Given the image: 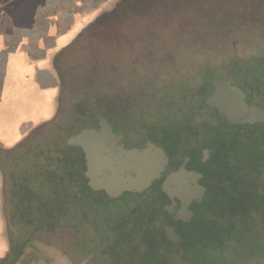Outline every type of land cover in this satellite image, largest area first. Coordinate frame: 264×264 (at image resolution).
Listing matches in <instances>:
<instances>
[{"label": "flooded vegetation", "instance_id": "flooded-vegetation-1", "mask_svg": "<svg viewBox=\"0 0 264 264\" xmlns=\"http://www.w3.org/2000/svg\"><path fill=\"white\" fill-rule=\"evenodd\" d=\"M79 3L80 7L86 4L83 0ZM56 57L51 63L58 70L61 63ZM191 76L174 70L167 79L158 77L167 87L163 91L140 84L126 105L109 102L106 111L94 114L75 110V115L62 124L54 122L60 104L57 86L54 115L47 122L34 123L9 147L0 141L3 214L9 210L10 217L12 211L19 210L14 199L22 191L33 194L35 184L49 185L47 178L42 180V175L49 174L45 170L48 165L57 179L61 174L53 183L58 187L59 203L53 207L57 210L37 227L31 226L34 213H21L24 223L20 224V235L43 236L46 240V236L59 234L67 243L74 239L85 253L100 252L106 257L117 251L116 264H171L170 255L180 251L181 260L196 264L187 253V240L200 228L207 233H223L226 221L241 218L242 211L249 209L250 215L256 214L258 205H264V86L252 83L255 77L251 70L220 64ZM229 80L226 96L236 99L237 90L244 95L246 105L236 121L207 103L215 94L212 83ZM42 125L54 127L47 130L45 139L35 136ZM84 130L95 132L89 144L107 161L108 168L102 173L110 176L114 172L133 183L149 167L153 173L147 187L116 197L95 189L87 176L88 142L71 143ZM28 140L34 142L22 147ZM24 155H28V163L22 161ZM44 203L39 201V206ZM221 205L239 208L222 212L216 218L222 222L216 224L213 217ZM28 242L17 241L9 248L11 252L15 245L23 246L16 264ZM139 246L146 250L140 258Z\"/></svg>", "mask_w": 264, "mask_h": 264}, {"label": "rangeland", "instance_id": "rangeland-1", "mask_svg": "<svg viewBox=\"0 0 264 264\" xmlns=\"http://www.w3.org/2000/svg\"><path fill=\"white\" fill-rule=\"evenodd\" d=\"M83 1L86 2L80 8L83 17L79 18L78 26L70 28L66 36L75 33L58 51L56 57V62H60L61 65L59 64L60 68L57 70L60 104L55 123L66 122L75 115V110H79L82 114H94L106 111L109 102L124 106L129 98L139 90L140 84L146 89L154 85L155 90L163 91L167 87L162 86L158 77L162 75L167 79L174 70H182L188 78H192L191 74L200 73V70L205 71L208 65L205 61L206 52H208L206 43L208 44L211 40L216 41L220 36L221 28H225L223 20L240 18L241 11L249 6L248 1L252 2L254 8L264 6V0ZM93 6H97L96 10L89 13ZM4 11L5 9H0V17ZM238 38V36L229 34L226 36L227 45L224 47L227 49L230 43L237 41ZM189 70L192 71L188 73ZM259 72L263 71L255 73L256 81L260 75ZM19 84L21 86L16 89L18 92L15 95L12 94L14 101H11V105L5 106L1 112L0 129L11 128L14 124L18 125L19 114H15L18 111L38 108L36 103L39 98L34 90L32 91L28 85L23 86L25 84L23 82ZM43 112L48 113V110ZM41 127L35 135L39 139H45L47 130L54 129L52 125ZM32 142L34 141L28 140L23 143L22 147ZM18 151L16 150V154ZM22 161L28 163V155H24ZM4 164L8 166L7 162ZM50 167L48 165L45 170L47 169L46 173L52 175H42V180L47 178L49 185L35 184L33 194L22 191L16 195L14 202L19 204L20 208L17 212L12 211L10 217L9 210L6 214H3L1 210L0 264H11L12 254L9 248L17 241L25 242L30 238V236L21 238L20 214L23 213L25 216L29 212L34 213L31 226L37 227L46 216L48 218L49 213L53 212V207L58 205V187L53 183L59 181L61 174L57 179V174L49 172ZM21 175L25 176L26 172ZM35 178L39 183L43 182L41 178ZM41 200L45 202L44 207L39 206ZM223 208L226 211H223ZM237 208H239L237 205L229 206V209L221 205L217 212L219 214L213 219L220 217L218 215L222 212H234ZM72 213L75 214V210ZM250 216L251 218L248 219L252 226L264 232V219L262 220L258 214ZM3 217H6L7 225L11 229L9 231L15 236L11 237L7 234L9 231L3 233ZM111 217L113 215L109 216ZM262 217L264 218V210ZM221 222L222 220H215L216 224ZM215 229L218 228L215 227ZM46 237V240L32 239L30 243H27L28 252H25L18 264H74L78 261L81 264L90 259L82 255L83 249L75 245L74 239L73 242L67 243V239L66 241L61 240L59 234ZM125 238H128V235H125ZM138 250L139 258L140 253L146 254V250L141 246ZM115 253L111 252L110 256L115 257ZM124 261L126 263V260ZM93 262L97 264L95 259ZM157 262L161 263V261ZM105 263L114 264L110 257L105 260Z\"/></svg>", "mask_w": 264, "mask_h": 264}, {"label": "crops", "instance_id": "crops-1", "mask_svg": "<svg viewBox=\"0 0 264 264\" xmlns=\"http://www.w3.org/2000/svg\"><path fill=\"white\" fill-rule=\"evenodd\" d=\"M80 8L79 0H12L0 17V115L14 101L12 94L18 92L20 82L39 98L38 108L15 113L18 125L0 129L6 147L21 140L34 123L47 122L54 115L59 77L51 58L73 37L75 32L66 35L83 17Z\"/></svg>", "mask_w": 264, "mask_h": 264}, {"label": "trees", "instance_id": "trees-1", "mask_svg": "<svg viewBox=\"0 0 264 264\" xmlns=\"http://www.w3.org/2000/svg\"><path fill=\"white\" fill-rule=\"evenodd\" d=\"M11 1L0 0V9L6 10ZM247 3L249 6L241 11L240 18L223 20L225 28H221L220 36L216 41L209 39L211 41L208 44L206 43V46H208L207 56L205 57V61L208 62L206 69L213 68L215 64H220L224 68L252 70L254 77L257 71H263L262 74L259 72L258 80L256 81L254 78L252 83L264 86V6L254 8L252 2L248 1ZM229 34L239 38L237 41L230 43L226 49L224 46L227 45L226 36ZM214 50L217 51L213 52ZM260 206H262L261 209ZM248 210L242 211L243 216L241 218L227 220L223 233L217 231L207 233L203 228H200L195 233V237L191 236L187 240V253L190 258L196 264H264V232L260 228L252 226L248 219L250 218ZM263 210L264 205H258L256 214L262 220L264 219L262 217ZM3 222L5 227L3 233L8 232L10 226L7 225L6 217ZM10 233L9 231L7 234L12 237L14 234ZM23 237L28 238L29 236H21V238ZM39 238L45 240L43 236H31L27 240L30 243L32 239ZM26 252H28V248ZM82 255L86 259L87 257H90V259L83 261L81 264H95L93 259L97 261V264H106L105 260L109 257L114 264L118 261L117 255L106 257L100 252L92 254L83 252ZM78 262L75 263L79 264Z\"/></svg>", "mask_w": 264, "mask_h": 264}, {"label": "water", "instance_id": "water-1", "mask_svg": "<svg viewBox=\"0 0 264 264\" xmlns=\"http://www.w3.org/2000/svg\"><path fill=\"white\" fill-rule=\"evenodd\" d=\"M231 80L227 82H214L213 87L215 89L214 97L209 99L207 103L210 106H215L220 112L226 115L229 120H238L243 112L246 110V105L243 102V94L239 91L236 92V99H231L226 96L228 92V86ZM252 111L259 113L260 110L252 108ZM263 114V113H262ZM95 132L92 130H84L76 137L71 139L73 145L82 144L83 142H88L89 148H85L86 160H87V176L90 179L91 185L97 189L105 191L109 197H116L124 191H141L149 184V176L153 171L148 167L142 174V177L135 180L133 183L127 178L126 180L116 175L113 172L112 175L108 176L106 173H102V170H107V161L100 158L97 153L89 144V140L92 138ZM163 157V155H162ZM164 163V159H163ZM102 174V178H98ZM120 177V178H119ZM13 261L11 264H16L23 255V246L15 245L12 249ZM182 252L179 254H172L170 258L172 259L171 264H190L189 262L181 260Z\"/></svg>", "mask_w": 264, "mask_h": 264}]
</instances>
